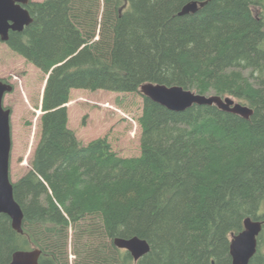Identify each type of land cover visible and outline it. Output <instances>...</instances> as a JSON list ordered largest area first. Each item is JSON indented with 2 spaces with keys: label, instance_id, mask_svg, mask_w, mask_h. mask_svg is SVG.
<instances>
[{
  "label": "trees",
  "instance_id": "obj_1",
  "mask_svg": "<svg viewBox=\"0 0 264 264\" xmlns=\"http://www.w3.org/2000/svg\"><path fill=\"white\" fill-rule=\"evenodd\" d=\"M208 2L179 16L190 2ZM264 0H45L7 45L49 76L31 170L14 183L23 233L0 215V264L42 250L40 264H232L231 237L264 223ZM147 83L232 97L173 112L143 96L141 154L69 128L72 90L141 94ZM151 246L135 262L116 238ZM250 264H264V228Z\"/></svg>",
  "mask_w": 264,
  "mask_h": 264
},
{
  "label": "rangeland",
  "instance_id": "obj_2",
  "mask_svg": "<svg viewBox=\"0 0 264 264\" xmlns=\"http://www.w3.org/2000/svg\"><path fill=\"white\" fill-rule=\"evenodd\" d=\"M254 13L264 18V1L261 7L254 9ZM261 47L264 49V42ZM0 80L14 87V91L5 96L4 106L12 110L11 179L17 183L31 170L34 152L41 138L40 118L47 76L6 43H0ZM143 106L142 93L72 90L68 104L69 128L83 144L108 138L113 150L120 156L138 157L142 135L139 118ZM72 251L70 246L71 264L75 259Z\"/></svg>",
  "mask_w": 264,
  "mask_h": 264
},
{
  "label": "water",
  "instance_id": "obj_3",
  "mask_svg": "<svg viewBox=\"0 0 264 264\" xmlns=\"http://www.w3.org/2000/svg\"><path fill=\"white\" fill-rule=\"evenodd\" d=\"M31 0H0V43L9 41L10 32L22 33L29 27L34 19L27 6ZM208 2H190L183 7L179 16L194 15L203 9ZM49 76H47L48 80ZM46 80V83H47ZM45 90V89H44ZM14 91L12 84L0 80V215L10 218L12 228L19 234L23 233L24 212L14 195V183L11 179L12 159V110L4 106L5 96ZM141 93L151 101L173 112H184L194 106H216L221 111L238 115L246 120L254 114L248 105L236 102L232 97L218 95H201L186 90L181 86H167L147 83L141 87ZM43 114V112H42ZM264 223L247 218L241 233L231 237L230 254L232 264H250L258 247V237L262 233ZM116 248L131 254L135 262L151 251L148 241L139 237L130 239L116 238ZM42 250L16 251L10 264H40Z\"/></svg>",
  "mask_w": 264,
  "mask_h": 264
},
{
  "label": "flooded vegetation",
  "instance_id": "obj_4",
  "mask_svg": "<svg viewBox=\"0 0 264 264\" xmlns=\"http://www.w3.org/2000/svg\"><path fill=\"white\" fill-rule=\"evenodd\" d=\"M32 2V1H31Z\"/></svg>",
  "mask_w": 264,
  "mask_h": 264
}]
</instances>
